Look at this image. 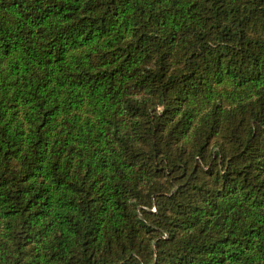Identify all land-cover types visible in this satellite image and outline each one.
<instances>
[{"label": "trees", "instance_id": "1", "mask_svg": "<svg viewBox=\"0 0 264 264\" xmlns=\"http://www.w3.org/2000/svg\"><path fill=\"white\" fill-rule=\"evenodd\" d=\"M0 264H264V0H0Z\"/></svg>", "mask_w": 264, "mask_h": 264}]
</instances>
